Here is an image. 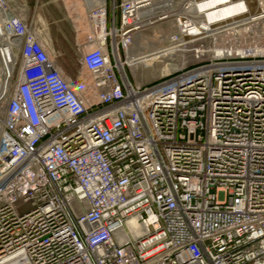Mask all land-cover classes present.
Returning a JSON list of instances; mask_svg holds the SVG:
<instances>
[{
    "label": "built area",
    "instance_id": "obj_1",
    "mask_svg": "<svg viewBox=\"0 0 264 264\" xmlns=\"http://www.w3.org/2000/svg\"><path fill=\"white\" fill-rule=\"evenodd\" d=\"M27 7L0 0V264H264V0H105L88 81ZM170 20L197 61L125 79Z\"/></svg>",
    "mask_w": 264,
    "mask_h": 264
},
{
    "label": "rangeland",
    "instance_id": "obj_2",
    "mask_svg": "<svg viewBox=\"0 0 264 264\" xmlns=\"http://www.w3.org/2000/svg\"><path fill=\"white\" fill-rule=\"evenodd\" d=\"M28 7L25 13L28 17H34L45 26L50 36V47L54 50L57 60L73 80L81 75L88 81V73L80 63V55L77 46L80 41H75L74 24L80 25L81 32L90 33L91 23L89 20L90 10L84 5V0H25ZM108 5V26L112 23L111 0ZM119 12H116L118 23ZM177 32L175 23L170 21L156 23L135 35L131 49L121 52L124 70L133 83H153L165 79L176 73L185 66L193 65L197 59L188 50V46L171 48V37ZM48 38V37H47ZM136 41L139 43L136 44ZM141 41V42H140ZM144 43H143V42ZM177 44V43H176ZM132 47V46H131ZM168 47V48H167ZM138 48V49H137ZM154 51H160L156 57L147 56L130 61L135 55L141 57ZM132 53V54H131Z\"/></svg>",
    "mask_w": 264,
    "mask_h": 264
},
{
    "label": "bare ground",
    "instance_id": "obj_3",
    "mask_svg": "<svg viewBox=\"0 0 264 264\" xmlns=\"http://www.w3.org/2000/svg\"><path fill=\"white\" fill-rule=\"evenodd\" d=\"M84 1H85L84 2V5L86 4V6L88 7V9L92 12V15L94 16V19H96V21H99L98 22V28H100V29L103 30L104 29V3H105V0H84ZM209 4L210 3H207L206 5H209ZM226 11L229 12V10H226ZM209 15H210V17H212L214 15V13H210ZM136 37H139V34H137ZM170 39H171V42L170 43H171V48L172 49L175 48V46L177 45L176 44L177 42H174L175 40H177L178 42H180V43H178V45H180L182 43V41H183L182 38H180V36L177 33H173L172 34V37ZM137 43L138 42L136 41V44ZM130 49H131V51H133L134 46L132 45V47ZM158 52H160V51H154V52H151V53L146 54V55L144 54L141 57H136L135 55H132V56H129L130 57L129 59H130V61H134V60H137L139 58H145L147 56H152V58H153V57H156V54ZM123 63L124 62L122 60H120L119 67H120V69L123 72L124 78L126 79V76L124 75L125 70H124Z\"/></svg>",
    "mask_w": 264,
    "mask_h": 264
},
{
    "label": "crops",
    "instance_id": "obj_4",
    "mask_svg": "<svg viewBox=\"0 0 264 264\" xmlns=\"http://www.w3.org/2000/svg\"><path fill=\"white\" fill-rule=\"evenodd\" d=\"M74 31H75V41H80V42L86 40L87 36L91 33V31H90V33H83L82 34V32H81L82 30L80 28V25H77V24H74ZM45 35H46L47 41H49V40L51 41V38H50V36H48V33L46 30H45Z\"/></svg>",
    "mask_w": 264,
    "mask_h": 264
}]
</instances>
